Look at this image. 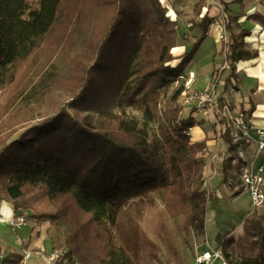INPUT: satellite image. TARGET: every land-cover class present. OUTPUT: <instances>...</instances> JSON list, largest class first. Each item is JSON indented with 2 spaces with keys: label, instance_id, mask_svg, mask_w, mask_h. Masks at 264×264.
<instances>
[{
  "label": "trees",
  "instance_id": "obj_1",
  "mask_svg": "<svg viewBox=\"0 0 264 264\" xmlns=\"http://www.w3.org/2000/svg\"><path fill=\"white\" fill-rule=\"evenodd\" d=\"M202 1L188 23L203 35L178 58L173 51L189 36L161 0H0V201L12 204L17 219L48 200L55 211L41 218L53 230L52 250H66L68 261L159 264L161 249L140 222L155 193H162L169 214L206 229L215 200L203 176L209 139L191 140L190 131L202 124L195 107L181 117L188 106L185 78L215 21L227 33L225 67L213 70L210 86L216 89L231 70L219 103L232 81L239 91L237 64L258 52L247 47L251 31L241 26V15L227 14L230 2L243 9V0H219L217 17ZM246 20L264 31V14ZM47 100L51 114L13 138L17 121L3 122L4 116L14 108L33 112ZM127 108L142 119L127 116ZM255 110L243 106L249 117ZM219 136L236 150L225 127ZM222 166L226 182L230 163ZM158 227L174 249L163 216ZM219 247L226 264H264V213L245 218L242 236L224 237ZM21 259L8 253L0 264Z\"/></svg>",
  "mask_w": 264,
  "mask_h": 264
},
{
  "label": "rangeland",
  "instance_id": "obj_2",
  "mask_svg": "<svg viewBox=\"0 0 264 264\" xmlns=\"http://www.w3.org/2000/svg\"><path fill=\"white\" fill-rule=\"evenodd\" d=\"M161 2L163 3L164 6L168 8V16H170L173 20L178 19L181 35L190 32L189 30L190 24L188 22L192 18L197 19V17L192 13L187 14L184 11L174 10L175 8L173 9L174 13H171V9L167 5L166 1L164 2V0H161ZM202 3L203 5L208 4L207 0L202 1ZM232 4L233 3L230 2L228 7L229 11L227 12V14L231 13L235 15H241L240 20L241 21L246 20V16L248 15V13L246 14L243 13V15L241 13H237L233 9V7H230V5ZM208 5L209 7H211L210 13L214 15L213 17H217L218 15V14L215 15V13L217 12L215 8L220 10V13L223 11V6L221 5L219 0H209ZM35 8L36 6L32 5L30 10L26 12V17L28 16L29 12ZM203 11L204 9L202 10V13H204ZM244 11L247 10L244 9ZM176 13H178L179 17ZM208 35H210L212 41H214L213 48L216 51L213 59L214 70L218 68L223 69L225 67V64L223 62L221 46H222V42L225 40H219L218 38V25L216 21L213 23ZM190 69H192L194 72V70L196 69L195 62L191 63ZM205 70H208V67H205ZM229 73H230V69L227 68L222 78L218 82L217 85L218 88L216 87V91L220 96L222 95L221 94L222 87L225 81L227 80ZM197 85L198 82L196 83L195 81L193 85V89L199 90L197 88ZM210 85L204 91H207ZM234 85L235 82L232 81L230 89H228L227 93L224 95L223 101L232 104H239V105H241L242 101L243 102L246 101V103H244L246 105V109L248 111L251 110L252 105L247 102L249 100L247 97L248 94L245 93L244 88L241 87V89L243 90V94H242L240 93L241 89L240 91L237 92L232 88L234 87ZM193 89H190V92H192ZM47 102L48 100L45 101L43 104H41L33 112L30 110L15 111L16 108H14L11 112L7 113L4 116L3 122L8 123L10 120V123L12 125L13 121H17V124L14 125L13 129L11 130V132L18 130L14 134L13 138L19 136V134L23 130V129L21 130L22 127L34 122L37 123L38 121L42 120L44 117L51 114L50 103ZM185 102L188 105L187 108L184 110L185 112L189 110L192 113L194 107L197 110L198 109L203 110V108H200L196 105V102L190 101L188 95L187 97L185 96ZM20 105L22 104H19L18 106ZM210 109H211L210 107H207V110L205 111L208 112ZM184 111L181 114V117L183 118L184 116L187 115L184 113ZM126 115L134 116L139 120L142 119V114L131 108L126 109ZM197 116L198 118H201V114H198ZM213 119H212L213 121L217 122L215 125H216V130L218 125V130L216 133L210 131V134L211 135L218 134L216 135V139H219L220 137L219 135L224 133V126L223 124H221L222 122L217 115H215ZM199 122L204 123V120H200ZM206 123L209 122L206 121ZM208 127L207 129L209 130ZM155 133H156V129L152 127V129L150 130V136L154 135ZM219 145L221 148V151L219 152L220 154L219 159H217L215 162L211 161L210 158L211 154L207 155L205 158L206 165L203 171L205 187L208 193L215 195L214 198L215 200L211 201L209 204L206 229L204 231L202 232L197 231L193 227L188 226L185 223V217L181 214H177V215L169 214V211H167L166 209L165 198L162 195V193H155L150 195L151 199L153 200L152 206H150L146 210L141 211L140 222L143 229L161 249V254H160L161 262L159 264H197V261L201 259L206 252L220 251L221 253L219 246H220V241L224 237L234 238V239L239 238L243 234V225L245 218H247L249 215L253 214L254 212L258 214L264 213V206L258 209H254L250 200V196L246 192H242L236 195L237 192L232 190L229 183H227L228 181H230V179L235 178V172L237 171L238 166L234 164L232 161L236 157L237 151L235 149L233 150L229 149V146L223 140L219 142ZM253 152H254V147H251V149L249 150V154L252 157L254 156ZM263 161H264L263 156H259L256 159L257 163H261ZM224 162H228V164L230 163L229 172H228L229 175L226 182L225 181L222 182L221 180L223 178L221 171ZM8 203L10 204V202ZM54 211H55L54 208L46 199L37 203V205L32 210H28V212L31 213L30 214L31 218L34 217L37 218L36 227L42 228V230H47L49 237L50 234L51 237H53L52 236L53 230L50 226V223L48 221H43L41 216L47 213H53ZM159 216L161 217L163 216V219L168 226V229L171 233L172 240L174 243V249L171 247V244L168 241L165 234H163L159 230L158 227ZM30 217L28 216V218ZM26 229L27 228L25 227H19L17 232L14 233L15 235H13V237L16 236V233L17 236L12 241L15 243L18 238V235L21 236L22 232ZM56 240L59 242L61 238H58ZM47 252L49 253L50 251L48 250ZM207 264H226V263L224 261V258L221 257L215 260H210Z\"/></svg>",
  "mask_w": 264,
  "mask_h": 264
},
{
  "label": "crops",
  "instance_id": "obj_3",
  "mask_svg": "<svg viewBox=\"0 0 264 264\" xmlns=\"http://www.w3.org/2000/svg\"><path fill=\"white\" fill-rule=\"evenodd\" d=\"M166 1L167 5L171 9V13H174V10L177 11H184L185 13L189 14L192 13L195 4H197L200 0H164ZM209 4V0H207ZM207 6L209 7V5ZM177 5V6H174ZM238 5L240 8V12L243 15L248 13L252 14L260 12L264 14V0H243V11L242 7L239 4H232ZM175 8V9H174ZM174 9V10H173ZM205 12L207 7L203 8ZM211 9V7H210ZM215 15L220 14V10L215 8ZM211 14V13H210ZM211 16H214L211 14ZM241 22V20H240ZM253 23V22H252ZM257 26V29H247L241 23V26L244 29L251 31V36L248 38H252L249 40L246 39L248 49L252 51L258 52V57L253 60L242 61L237 64V71L241 84L239 85V91L241 87L244 88L245 93L248 94V103L252 105V108H256L254 112V116L252 117V123L255 128H263L264 127V31H262L261 27L257 24L253 23ZM189 35V41H186L185 45L176 48L173 52L174 55L178 58H182L185 53L189 52L193 45L197 43L200 38L202 37L203 33L200 30H194L187 33ZM260 38V39H259ZM261 40V41H259ZM214 41L210 35L206 37V39L202 42L200 50L197 52L194 60L196 69L194 70L195 73V81L198 82L197 88L200 91H204L208 88L211 82V75L214 70L213 66V59L215 56V49L213 48ZM179 60L175 62L178 64ZM205 67H208V70H205ZM192 70V69H191ZM193 71V70H192ZM231 75V70L228 77ZM240 93L243 94V90L241 89ZM246 101L241 102V106L246 109V105L244 104ZM247 110V109H246ZM186 116L190 115V111H184ZM198 114H201V118H198ZM194 117L199 122L200 120H204V123L200 126L194 127L190 131V137L193 142H200L205 139H209L208 141V155L211 154L210 158L211 161H216L220 158L219 152L221 151L219 142L222 141L220 138L216 139V135H211V132H217L216 130V122L213 121V113L211 110L208 112L204 109H196L194 113ZM213 119V120H212ZM209 123H206V121ZM208 124V125H207ZM209 126V127H208ZM209 128V130L207 129ZM215 138V139H214ZM16 218L14 217V211L12 204L0 201V249H2V253L0 257L5 256L8 253H15L21 255L22 259L19 264H48L46 258L40 254V251L46 250L51 251L53 248L52 240L48 236L47 230H42V228L36 227L37 223L33 224L30 222L29 225H14ZM19 227H25L28 229L22 232V235L19 236L14 243L12 240L17 236L14 233L17 232ZM13 237V238H12ZM26 252H31V258L28 260L23 261V255Z\"/></svg>",
  "mask_w": 264,
  "mask_h": 264
},
{
  "label": "built area",
  "instance_id": "obj_4",
  "mask_svg": "<svg viewBox=\"0 0 264 264\" xmlns=\"http://www.w3.org/2000/svg\"><path fill=\"white\" fill-rule=\"evenodd\" d=\"M218 25L219 40H227V33L222 25ZM221 42V41H220ZM195 83V73L189 72L185 78V85L188 89L186 95L190 101L196 102V105L204 110L210 107L213 115L224 122V127L230 136L234 145H236V157L233 163L238 166L235 172V178L230 179L227 183L235 192H246L254 209L264 206V161L257 163L259 156L264 157V127L255 128L252 123V117L243 112L239 104H232L226 101L219 103L218 93L212 86L207 91L193 89ZM190 89H193L190 92ZM251 147H254V156L249 154ZM33 222L34 226L37 221L28 218L26 213L22 214L15 220L14 225H29ZM40 254L46 258L48 264H82L76 259L68 261L66 259V250L53 249L49 253L46 250L40 251ZM32 253L26 252L23 255V261L31 258ZM220 251L206 252L197 264H207L210 260L221 258Z\"/></svg>",
  "mask_w": 264,
  "mask_h": 264
},
{
  "label": "bare ground",
  "instance_id": "obj_5",
  "mask_svg": "<svg viewBox=\"0 0 264 264\" xmlns=\"http://www.w3.org/2000/svg\"><path fill=\"white\" fill-rule=\"evenodd\" d=\"M233 9L239 13L240 12V8L238 5H233ZM241 23L243 24V26L247 29H257V26H255L251 21H247V20H242ZM249 40H251L252 38H248Z\"/></svg>",
  "mask_w": 264,
  "mask_h": 264
}]
</instances>
